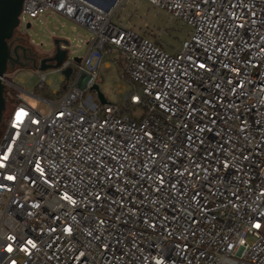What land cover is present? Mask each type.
<instances>
[{
	"label": "built area",
	"instance_id": "1",
	"mask_svg": "<svg viewBox=\"0 0 264 264\" xmlns=\"http://www.w3.org/2000/svg\"><path fill=\"white\" fill-rule=\"evenodd\" d=\"M127 1L23 2L24 37L50 14L92 37L63 92L1 78L0 264H264V0H147L189 27L174 53L114 21ZM110 63L125 104L93 91Z\"/></svg>",
	"mask_w": 264,
	"mask_h": 264
},
{
	"label": "rangeland",
	"instance_id": "2",
	"mask_svg": "<svg viewBox=\"0 0 264 264\" xmlns=\"http://www.w3.org/2000/svg\"><path fill=\"white\" fill-rule=\"evenodd\" d=\"M119 16L125 17L129 21V26L134 27L141 35L156 38L163 29L165 33L160 38L170 53L181 48L182 42L187 38L189 32V27L177 20H171L166 12L157 11L147 0H128L125 9L115 16L114 21H117ZM23 31L27 34L29 41H34L35 52L42 56L54 50V37L61 41H67V45L61 43V49L68 52L69 59L82 58L88 49L87 41L92 37V33L86 28L54 14L38 18L32 23L30 29L23 28ZM44 75H46L48 84L47 92L62 90L64 83L61 72L48 70ZM100 75L103 80L99 87L108 102L125 104L126 97L133 92V85L129 79L123 77L121 68L110 63L109 66L102 67ZM7 77L15 84L27 87L30 92L34 91L40 81L39 75L31 68L17 67L15 70L9 71ZM26 99L30 104H37L36 100L30 97H26ZM15 106V104L8 103L4 115L5 120L11 117ZM141 114L140 109L135 111L137 117H140ZM3 130L4 126H1V131Z\"/></svg>",
	"mask_w": 264,
	"mask_h": 264
},
{
	"label": "water",
	"instance_id": "3",
	"mask_svg": "<svg viewBox=\"0 0 264 264\" xmlns=\"http://www.w3.org/2000/svg\"><path fill=\"white\" fill-rule=\"evenodd\" d=\"M24 0H0V125L3 120L4 112L6 111V99H5V86L1 81V78L9 71H13L16 67L31 68L36 71L46 72L48 70L58 69L67 58V51L61 49V43L68 44L67 41L54 40V50L46 54L41 59L40 65L37 64V59L40 55L37 53L30 54V60L33 61L32 65H24L20 63V55L18 50L22 47H16L13 49V40L15 32L19 26V16L21 14ZM114 4V3H113ZM30 28V25L27 26ZM25 59H28L25 55ZM77 63H80L82 58H74ZM66 78L71 75V69L65 71ZM103 78L101 77L100 82ZM93 91L96 92L99 101L103 104H107L108 101L105 95L101 92L99 84L93 87Z\"/></svg>",
	"mask_w": 264,
	"mask_h": 264
},
{
	"label": "flooded vegetation",
	"instance_id": "4",
	"mask_svg": "<svg viewBox=\"0 0 264 264\" xmlns=\"http://www.w3.org/2000/svg\"><path fill=\"white\" fill-rule=\"evenodd\" d=\"M13 49L16 47H22L24 49L23 53L21 49L18 50V53L20 55V63L24 65H32L33 61L30 60V54L31 53H36L34 50V46L31 44L28 38L24 37L23 35L20 34V32L16 31L14 35V40H13ZM25 55L27 56L28 59H25ZM46 57L45 55H40V58L37 59V64L40 65V61L42 58Z\"/></svg>",
	"mask_w": 264,
	"mask_h": 264
},
{
	"label": "trees",
	"instance_id": "5",
	"mask_svg": "<svg viewBox=\"0 0 264 264\" xmlns=\"http://www.w3.org/2000/svg\"><path fill=\"white\" fill-rule=\"evenodd\" d=\"M65 89V87L63 86L61 92H63V90ZM35 91L38 93V94H43V93H46L47 95L49 94V92H47V88L44 87V88H39V87H36L35 88ZM5 99H6V109H7V105L8 103H12L14 104V101L12 99H10L8 96H5ZM4 115H5V112H4ZM4 116H3V121H4Z\"/></svg>",
	"mask_w": 264,
	"mask_h": 264
}]
</instances>
